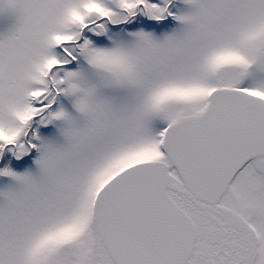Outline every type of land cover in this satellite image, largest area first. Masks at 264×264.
Returning a JSON list of instances; mask_svg holds the SVG:
<instances>
[{"label":"rangeland","instance_id":"obj_1","mask_svg":"<svg viewBox=\"0 0 264 264\" xmlns=\"http://www.w3.org/2000/svg\"><path fill=\"white\" fill-rule=\"evenodd\" d=\"M218 88L264 98V0H0V264H114L100 190L168 161L165 129ZM171 174L197 228L188 264H264V158L216 206Z\"/></svg>","mask_w":264,"mask_h":264},{"label":"water","instance_id":"obj_2","mask_svg":"<svg viewBox=\"0 0 264 264\" xmlns=\"http://www.w3.org/2000/svg\"><path fill=\"white\" fill-rule=\"evenodd\" d=\"M162 149L185 188L198 201L216 205L238 173L264 157V99L217 89L203 113L167 128ZM170 181L167 162H143L119 173L98 194L94 221L115 264L190 259L195 225L169 197Z\"/></svg>","mask_w":264,"mask_h":264},{"label":"flooded vegetation","instance_id":"obj_3","mask_svg":"<svg viewBox=\"0 0 264 264\" xmlns=\"http://www.w3.org/2000/svg\"><path fill=\"white\" fill-rule=\"evenodd\" d=\"M99 26H100V25L97 24V23H96V24H93V23H92V24H89L88 27H87L85 30H88L89 33H90L91 35L97 37V36H99V34H98V32H99V30H100V29H99ZM95 27H96V31H95ZM45 102H46V99H44L43 102H42L41 104H44ZM192 257H193V255H192ZM192 257H191V259H192ZM191 259H190V260H191ZM234 264H236V263H234Z\"/></svg>","mask_w":264,"mask_h":264}]
</instances>
